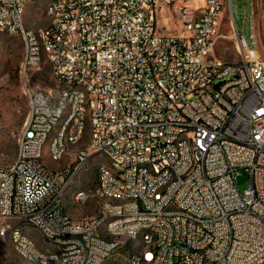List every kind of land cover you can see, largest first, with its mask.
Segmentation results:
<instances>
[{
    "label": "built area",
    "instance_id": "built-area-1",
    "mask_svg": "<svg viewBox=\"0 0 264 264\" xmlns=\"http://www.w3.org/2000/svg\"><path fill=\"white\" fill-rule=\"evenodd\" d=\"M228 6L237 61L214 53L222 0H203L201 6L190 0H59L45 13L47 25L30 30H23V0H0V14H5L0 28L30 39L29 64H21L18 75L30 114H35L30 134L20 130L17 135L20 155L12 169H0V215L26 213L56 240L61 231L82 230V237L63 241L58 256L34 251L9 228L16 245L59 264H99L111 245H119L117 255L127 256L130 264L144 259L152 264H255L264 259V61L250 11L246 38L235 25L231 0ZM70 7H77V15H70ZM168 17L179 24V32L162 23ZM43 61L53 62L58 82L79 81L97 94L93 110L99 133L71 161H85L91 147L105 145L115 154V165L131 162V170H123L127 184L116 185L104 172L95 190L137 194L128 207L89 213L78 222L56 215V186L66 177L67 164L56 171L41 165V134L62 101L73 100L68 122H74L72 137L80 136L81 101L88 100L51 89L48 94L29 91L25 68ZM42 96H51V104H43ZM188 132L198 135L197 168H190L186 143H175L177 134ZM51 152L64 157L59 137ZM142 162L154 163L157 175L145 172ZM237 171L248 176L242 191ZM155 184H162V192L149 199ZM167 209H186V216L168 217ZM118 210L126 211V219L111 224L119 239L105 240L95 233L98 217ZM146 219L156 220L146 237L158 238V246L131 253L127 243H120L121 233ZM0 264L8 261L0 258Z\"/></svg>",
    "mask_w": 264,
    "mask_h": 264
},
{
    "label": "bare ground",
    "instance_id": "bare-ground-1",
    "mask_svg": "<svg viewBox=\"0 0 264 264\" xmlns=\"http://www.w3.org/2000/svg\"><path fill=\"white\" fill-rule=\"evenodd\" d=\"M34 0H23V6H27L29 2ZM53 2H59V0H48L45 6V12L47 13ZM223 5V0H222ZM23 11V30H30L31 28L25 25L24 22V12ZM70 15H77V7H70ZM5 25V14H0V27ZM1 31H5L10 35H17L22 41V54L21 60L19 62V74H21V64H29V46L30 39L25 37L24 34L19 31L8 32V28H0ZM52 71V75L56 82V89L54 91H64L65 94H81V127L80 136L72 137L74 130V122H68L70 118L73 117V100L62 101L61 110L55 114V116L50 119L49 126L41 134V144L38 146V158L41 159V165L47 167L42 161V151L44 142L49 137V155L53 160H59L62 157H56L51 152L53 149V142L57 137H59V147L60 155L64 156L66 153H72L76 157V154L80 152L81 147L75 148L74 144L82 142L85 130L86 121L89 122V133L87 140L83 146H88L93 144V137L99 133V123L95 121V113L93 107H98L97 94H91V88L87 85H80L79 81L71 82H58L54 74V64L53 62H48ZM37 66H29L25 68L26 81H29V76L34 71ZM29 91H37L39 94H48V90H42L39 88H34L29 84ZM43 104H51V96H42ZM35 123V114H30V108H28L26 119L23 123L21 130L23 134H30L32 126ZM56 126V129L52 135L50 132ZM175 143H186V158L190 162V168H197L200 166V158L197 155L198 151V135L195 132H188V134H177L175 136ZM103 151L107 155V161L99 163L97 166V178H96V189L97 185H102L104 181V172L107 175H111V180L115 181L116 185L127 184V176L123 173V170H131V162H123L122 165H115V154L107 149L105 145H95L91 147L89 153L86 154L85 161H74L72 166H67L66 177H63L61 181L56 186L55 199H56V215L63 218L64 222H78L82 219H86L87 215H82L79 219H74L68 213L64 212L63 194L68 186L69 181L72 176L79 172L84 166L87 158L97 152ZM20 155V145H16L15 158ZM59 168V169H63ZM0 169H12V163L0 166ZM142 169L148 172L149 175H157V167L154 163L142 162ZM49 171H56V169H50ZM160 192H162V184H155V190L149 192V199H156L160 197ZM80 193H84L77 200ZM96 195L101 199V203L98 208L97 213H103V211L112 209H122L128 207V204H132V201H137V194H130V197H126L123 193H114L113 190H101L95 191ZM87 198V191L84 189H79L72 194V202H83ZM168 217H181L186 216V209H167ZM12 219L14 223H9L7 220ZM126 219V211L118 210L113 211L108 214H103L98 217L97 225L95 226V233L102 234L105 240H116L119 239V232L111 227L112 223H117L121 220ZM30 225L36 228L44 240L51 242L55 247L53 251H44L39 249L34 241L28 237L22 229V226ZM156 227L155 219H146L143 221H137L135 229L132 232L121 233L120 243H127L128 250L131 253L139 252H151V249L158 246V238L146 237V234H153V228ZM11 228L12 231H19L21 237L34 247V251H43L45 255L58 256L59 250L63 249V241H68L71 238L82 237V230H70L61 231V240H56L49 238L44 235V231L37 224V220L32 218H26V213H14V214H1L0 215V237L5 240H9L13 249L27 262H37L38 264H59L49 257H38L36 255L28 254V252L23 251L22 245H16V239L12 235H8L7 230ZM137 247V249H134ZM119 245H111L109 249V255L99 258V264H130V259L127 256H119ZM8 264H16L14 262L8 261ZM143 264H152V259H144Z\"/></svg>",
    "mask_w": 264,
    "mask_h": 264
},
{
    "label": "rangeland",
    "instance_id": "rangeland-1",
    "mask_svg": "<svg viewBox=\"0 0 264 264\" xmlns=\"http://www.w3.org/2000/svg\"><path fill=\"white\" fill-rule=\"evenodd\" d=\"M48 0H34L27 4L24 12L25 25L34 28L47 25L48 19L45 6ZM191 4L201 6L203 0H190ZM230 0H223V20L220 26L221 36L217 39L214 53L227 61H237L238 55L234 47L233 39L229 36L231 30L228 22ZM234 22L238 30H242L246 38L250 37V22L246 17L250 11L254 19L255 34L258 39V53L264 61V0H231ZM162 13V12H160ZM243 16L246 17L243 20ZM167 29L179 32V24L176 20L168 17L163 21ZM22 54V41L17 35H10L0 30V166H5L13 162L16 154V138L21 130L28 112V98L24 92L23 85L19 78V62ZM32 87L42 90H55L56 82L52 75L49 63L43 61L34 68L29 76ZM56 126H53L50 135L54 133ZM89 133V122L86 121L84 137L87 140ZM80 142L79 145H82ZM85 144V143H84ZM76 148V146H74ZM49 137L44 142L42 151V161L50 169H59L72 166L76 158L72 153H66L59 160H53L49 155ZM107 161L105 152L100 151L90 155L80 171L74 174L63 194L64 208L74 219H79L82 215L97 213L101 199L96 195L97 166L101 162ZM239 172V171H237ZM240 191L248 186V176L239 172L236 178ZM79 189L87 191V198L83 202H72V194ZM66 211V212H67ZM14 223L12 219L7 220ZM23 232L30 237L35 245L46 252L53 251L55 247L51 242L43 239L39 231L30 226H22ZM137 249V247H134ZM119 250V249H118ZM0 258L16 264H38L37 262H27L11 246L9 240L0 237ZM255 264H264V259Z\"/></svg>",
    "mask_w": 264,
    "mask_h": 264
},
{
    "label": "crops",
    "instance_id": "crops-1",
    "mask_svg": "<svg viewBox=\"0 0 264 264\" xmlns=\"http://www.w3.org/2000/svg\"><path fill=\"white\" fill-rule=\"evenodd\" d=\"M25 22V21H24ZM83 142V144L82 145H79L80 143H77V144H74L73 145V147L74 146H76V148H78V147H81V146H83L84 145V143H85V141H82ZM63 203H64V201H63ZM63 209H64V212H66L67 210L63 207ZM66 213H68V211L66 212ZM70 215V214H69ZM71 216V215H70Z\"/></svg>",
    "mask_w": 264,
    "mask_h": 264
}]
</instances>
